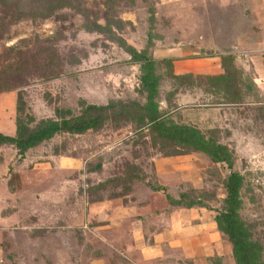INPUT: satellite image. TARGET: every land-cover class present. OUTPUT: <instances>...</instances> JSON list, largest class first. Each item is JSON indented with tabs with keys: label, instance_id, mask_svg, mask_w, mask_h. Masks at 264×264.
I'll list each match as a JSON object with an SVG mask.
<instances>
[{
	"label": "rangeland",
	"instance_id": "374dc122",
	"mask_svg": "<svg viewBox=\"0 0 264 264\" xmlns=\"http://www.w3.org/2000/svg\"><path fill=\"white\" fill-rule=\"evenodd\" d=\"M73 3L80 8L19 21L0 6V85L12 89L0 93V133L15 136L19 95L33 127L58 109L78 115L83 102L146 103L140 64L108 34L86 30L85 15L105 25L107 0ZM116 16L118 35L156 62L165 124L198 129L232 153L243 177L239 218L264 264V91L232 63L237 38L262 36L264 0H118ZM159 48L188 54L191 70L216 58L210 67L221 61L227 79L175 77L173 59L151 56ZM175 90L191 94L181 109ZM230 173L131 122L56 136L24 159L0 146V264H237L216 224Z\"/></svg>",
	"mask_w": 264,
	"mask_h": 264
},
{
	"label": "trees",
	"instance_id": "16d2710c",
	"mask_svg": "<svg viewBox=\"0 0 264 264\" xmlns=\"http://www.w3.org/2000/svg\"><path fill=\"white\" fill-rule=\"evenodd\" d=\"M118 0H107V18L105 25L93 23L87 15L86 30L108 34L111 40L117 43L130 57L131 61L141 66V92L146 96V103L132 101L128 103L116 102L106 105L88 104L83 102L78 115H73L70 110H56L57 119H44L36 123L35 117L26 113V103L21 95L18 96L16 134L7 136L0 133V146H14L21 159L31 149L48 142L62 134L84 135L87 132H97L107 124L119 125L122 122L136 123L140 129L154 128L160 131L161 137L170 143H178L193 150L209 155L216 163L227 164L231 170L226 184L227 197L225 209L216 217L218 231L222 233L232 245L237 264H261L260 247L247 237L244 226L239 218L242 208L240 191L243 184V177L234 171V157L229 149L222 144L208 141L204 135L195 128L189 126H178L173 124L168 127L164 122V115L161 113L160 104L157 102L160 88V78L156 74V62L150 57L148 48L142 52L138 51L122 38L113 29L122 28V21L116 18V5ZM0 6L13 9L16 12L17 21L30 18L48 19L57 10L64 8H75L73 0H0ZM149 39V43H150ZM223 76L209 77L211 80H226ZM0 85V93L11 91ZM173 204L181 205L182 201H172ZM201 203H188L189 208Z\"/></svg>",
	"mask_w": 264,
	"mask_h": 264
},
{
	"label": "crops",
	"instance_id": "0c3cea01",
	"mask_svg": "<svg viewBox=\"0 0 264 264\" xmlns=\"http://www.w3.org/2000/svg\"><path fill=\"white\" fill-rule=\"evenodd\" d=\"M262 28V36L257 37L256 40H253L252 38L245 37V38H237L236 43L234 45V54L232 55V63L238 68L242 69L246 74L251 73L252 76V84L255 86V88L264 91V20L261 23ZM155 46L154 48H156ZM153 48V49H154ZM153 49L150 51L151 56H155L156 58H163V59H173V75L175 77L180 76H186L193 73H199L203 74L204 76H212V77H218L223 76L226 74L225 69L223 68V63L220 61L218 64H214L213 62L216 58H207L204 59L205 63L203 65L194 68L191 70L194 66V60L189 59V57H185L186 55H173L168 54V50H164L162 48H159L157 50ZM173 51V50H171ZM170 51V52H171ZM160 52L162 54L165 53V55L157 56L156 54ZM190 55H197V53H193ZM189 56V55H188ZM222 56H220L221 60ZM206 64V65H204ZM217 66V67H216ZM213 68V69H212ZM198 70V71H196ZM161 88V86H160ZM159 88V93H160ZM176 89V88H175ZM174 90V89H173ZM190 92L187 93H181L178 91H172V103L176 104L180 109L182 108L181 103L183 100H186L190 97ZM229 105V104H228ZM231 106L234 107H242L244 104L239 102H233L230 103ZM209 106V105H204ZM223 106H225L223 104ZM227 106V105H226ZM185 107V106H184Z\"/></svg>",
	"mask_w": 264,
	"mask_h": 264
}]
</instances>
